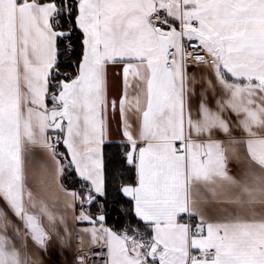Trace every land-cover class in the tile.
Instances as JSON below:
<instances>
[{"label": "snow or ice", "instance_id": "1", "mask_svg": "<svg viewBox=\"0 0 264 264\" xmlns=\"http://www.w3.org/2000/svg\"><path fill=\"white\" fill-rule=\"evenodd\" d=\"M0 264H264V0H0Z\"/></svg>", "mask_w": 264, "mask_h": 264}, {"label": "trees", "instance_id": "2", "mask_svg": "<svg viewBox=\"0 0 264 264\" xmlns=\"http://www.w3.org/2000/svg\"><path fill=\"white\" fill-rule=\"evenodd\" d=\"M109 223H114V220H112L111 218H109Z\"/></svg>", "mask_w": 264, "mask_h": 264}, {"label": "crops", "instance_id": "3", "mask_svg": "<svg viewBox=\"0 0 264 264\" xmlns=\"http://www.w3.org/2000/svg\"><path fill=\"white\" fill-rule=\"evenodd\" d=\"M232 166L235 167V164H233Z\"/></svg>", "mask_w": 264, "mask_h": 264}]
</instances>
